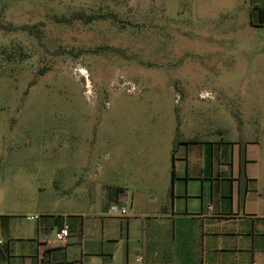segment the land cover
<instances>
[{"label":"rangeland","instance_id":"374dc122","mask_svg":"<svg viewBox=\"0 0 264 264\" xmlns=\"http://www.w3.org/2000/svg\"><path fill=\"white\" fill-rule=\"evenodd\" d=\"M261 9L264 0H0V212L27 230L37 224L27 214H94L63 193L73 170L100 174L96 188L132 190L141 168L169 157L181 120L188 137L211 117L242 149L240 137L259 138L264 172ZM40 23V40L1 27ZM89 217L102 231V217Z\"/></svg>","mask_w":264,"mask_h":264},{"label":"crops","instance_id":"0c3cea01","mask_svg":"<svg viewBox=\"0 0 264 264\" xmlns=\"http://www.w3.org/2000/svg\"><path fill=\"white\" fill-rule=\"evenodd\" d=\"M173 89L184 99V86ZM203 120L214 126H201L200 138L186 136L181 120L182 142L174 157L172 149L165 160L141 168L132 190L96 188L100 174L73 170L63 193L68 201L90 203L94 214L63 212L60 219L51 212L30 214L40 220L27 230L18 227L17 212H0L6 216L0 219V264H264L262 142L240 137L249 180L241 201V144L228 138L231 126L223 120ZM147 146L156 148L146 139ZM114 204L128 216L112 215ZM92 215L102 217V231L91 224ZM64 225L68 241L55 246L48 235Z\"/></svg>","mask_w":264,"mask_h":264},{"label":"trees","instance_id":"16d2710c","mask_svg":"<svg viewBox=\"0 0 264 264\" xmlns=\"http://www.w3.org/2000/svg\"><path fill=\"white\" fill-rule=\"evenodd\" d=\"M264 12V9H261V13ZM103 18L102 15H86L84 12H78L75 13L73 15L72 19H79V20H84L87 22H91L94 21L96 19H100ZM64 22H70L72 21V19L69 18H62ZM43 23L40 24H33V25H23L20 27H13V26H1L2 29H5L6 31H14V30H23V31H27L32 35L37 36V38H39V40L41 39V35H42V30L40 28V25H42ZM4 53H8L7 51H4ZM14 51L8 53V58H12L14 57L13 55ZM23 55L24 53H20L21 58L23 59ZM182 142V133L180 130V126H178L177 128V132H176V136L173 142V157L174 154L176 152V149L178 147V145ZM246 165H247V157H246V148H243L241 151V165H240V178H241V184H242V192H241V201L245 200V194H246V190H247V183H248V178H247V169H246ZM1 218H6V216H0ZM57 219H60V217H56Z\"/></svg>","mask_w":264,"mask_h":264},{"label":"built area","instance_id":"2783aa9c","mask_svg":"<svg viewBox=\"0 0 264 264\" xmlns=\"http://www.w3.org/2000/svg\"><path fill=\"white\" fill-rule=\"evenodd\" d=\"M177 99H178V101H177V103H178L179 100L181 99V97L178 96ZM110 213L112 215L118 216V217H127L128 216V210L126 208L120 207L118 204H114V205H112L110 207ZM25 217L29 221H39L40 220V216L39 215H26ZM69 236H70L69 227L64 225L56 233V240L61 246H63V245H65L67 243ZM0 243H1V241H0Z\"/></svg>","mask_w":264,"mask_h":264}]
</instances>
